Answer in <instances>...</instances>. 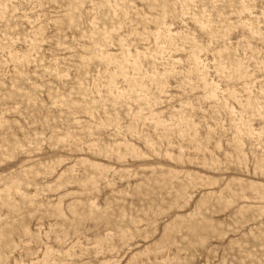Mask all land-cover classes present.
<instances>
[{
    "label": "rangeland",
    "instance_id": "obj_1",
    "mask_svg": "<svg viewBox=\"0 0 264 264\" xmlns=\"http://www.w3.org/2000/svg\"><path fill=\"white\" fill-rule=\"evenodd\" d=\"M0 264H264V0H0Z\"/></svg>",
    "mask_w": 264,
    "mask_h": 264
},
{
    "label": "bare ground",
    "instance_id": "obj_2",
    "mask_svg": "<svg viewBox=\"0 0 264 264\" xmlns=\"http://www.w3.org/2000/svg\"><path fill=\"white\" fill-rule=\"evenodd\" d=\"M171 39V38H170ZM171 41V40H170ZM140 88V87H139Z\"/></svg>",
    "mask_w": 264,
    "mask_h": 264
}]
</instances>
